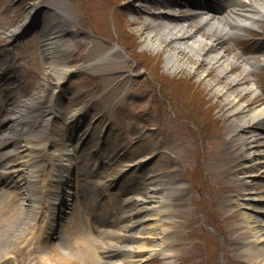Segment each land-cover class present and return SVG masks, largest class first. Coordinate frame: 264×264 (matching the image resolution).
I'll list each match as a JSON object with an SVG mask.
<instances>
[{
	"label": "bare ground",
	"instance_id": "6f19581e",
	"mask_svg": "<svg viewBox=\"0 0 264 264\" xmlns=\"http://www.w3.org/2000/svg\"><path fill=\"white\" fill-rule=\"evenodd\" d=\"M218 1H221V4ZM116 2V0L110 1L109 5L116 4ZM168 2L170 1L167 0ZM172 2L176 4L177 0H172ZM85 3L88 14L91 12V8L88 7L87 0ZM147 3L148 0L143 1V4ZM194 3L197 4L198 8L194 7V14L190 19L195 20L196 28L191 22L188 23V19H185L181 23L175 24L173 28L164 24L161 31L154 32L151 29V31L145 32L141 39L145 48L156 51L163 50L164 42L173 44V48L169 50L165 58L167 68H170L173 73L180 72L185 67L193 69L188 55L190 53L191 55L200 54L198 56H201L199 57L202 58L201 61L208 63L207 69L200 74L201 81H204L206 74L210 75L213 71L214 75H212L209 85L212 89H215L214 93L218 96L217 100L221 97L224 98L220 101H222L223 108L227 110L228 119L233 118L231 125L221 123L218 130L226 131L227 134L237 133L227 139L226 135L220 137L215 128L208 125V129L204 132L206 152L202 156L199 155V145L195 138L190 132H186L185 124L180 119L187 114H177L176 118L170 119L169 124L164 127L167 135L175 138L172 144L174 155L159 150L158 160L152 167L153 171L161 172L159 173L162 174L160 178L158 180L150 178L154 177L152 173L145 175L147 177L136 176L130 178L131 181L129 182L131 184L134 180L139 182L143 180L142 191L138 190L137 193L132 192L129 195L127 194L128 190L124 194L120 192L113 194L114 198L117 197L113 202L114 205H118L115 210L109 209L103 203L105 214L100 212V218L93 220L92 216L96 212L93 207H86L82 210L83 207L81 206L84 199H81V197L85 196V193L81 194L80 192H83L86 188L82 191L79 190L84 185H81L76 177L81 171L78 168L76 169L77 163L75 164L73 161L74 155L83 146H77V143L85 142L84 139H86L89 129L80 132V135H74L79 129L82 117L78 113H73L71 115L72 126L69 128L68 135L59 132L54 138L56 144L52 159L53 173L51 175V182L54 183V187L51 193L52 197L50 195L51 199L47 203L48 219L45 227L40 232V238L43 235L46 240L40 241L39 246L36 247L37 254L35 257L37 262H32V264H142L149 258L154 263L161 261L159 257L162 255V259L169 260L168 264H193L195 254L199 252L197 257L204 255L201 254V251L207 248L212 241L203 233L202 241L195 240L199 238H192L191 241V236L195 231L188 227L186 221L191 222L192 219L200 217L204 199L196 197L192 193L190 194L189 189L184 185L179 188L176 187L183 184L185 180L179 173L180 169L171 168L176 162H183L185 175L190 180L191 187L199 192V196L207 191L214 197L207 218L215 217L223 225L239 218L242 219L243 227L236 224V226H230V229H223L227 245H230L232 241L242 244L241 249H236V255L228 253L227 256L234 259L237 257L244 264H264V222L259 214L261 212L253 206L256 200L249 195L246 204L244 206L239 205L241 207L239 212L235 210L225 215L218 207L222 199H224L225 204L228 196L238 194L235 193L238 188L241 189L240 186L245 187V184H248V181L233 184L227 179L229 174H238V170L231 171L228 164L229 158L234 155L232 151L235 150L236 152L240 148L243 149L244 156L242 157L243 160L245 159V167H264V103L257 105L260 100L257 98L256 84L252 83L247 86L252 81L247 75L258 70L262 63L264 65V58L261 62H257L249 53L231 55L230 52H233V50L228 47L230 42L236 44L239 41L238 38L243 36V32L248 28H257L261 25V22L264 21V0H197ZM89 5H92V2L89 1ZM94 7L100 9V6ZM39 9L40 7L36 3L31 4L27 17L22 18L20 23L12 28L8 34L11 38L22 34V31H26L34 25H37V27L43 25L42 28L39 27L42 32L40 43H42V51L46 54L45 57L49 66L46 85L51 86L50 94L41 91L31 98L18 100L15 97L16 92L24 86L25 80L22 81L23 77L18 74L13 75L10 79L2 77L6 74L4 72L9 70L13 72L15 67L8 64V59L3 55L4 52H0V70H3L0 74V81L5 80L4 85L9 84L11 86L3 88V99L6 102L3 103L2 108L7 113H12L10 118L6 116L5 119L8 124L10 123L7 132L5 131L3 137L0 136V183L5 179V185L12 187V190H7L5 195L9 197L11 203H17L14 207L18 208L16 213L5 216L3 222H1L2 218L0 217V229L8 228L10 224L14 223L19 228L11 238L5 233L0 236V244L5 245V248L0 246V264L9 261L8 258L11 255L15 257V253L18 252L16 246H14L15 243L19 245L32 239L31 236L35 231L33 226L40 217L41 208L43 209L39 202L43 200L42 193L49 185L47 175L43 180L44 182H41L38 175L40 172L45 171L48 165L45 158L48 156L47 147L53 143L50 132L58 119L63 117V113L55 105L58 98L57 91L60 90L62 81L72 72L67 62L62 66L58 64V58L61 57L62 53H64L63 57L68 54L66 51L68 49H64L66 39L63 38L67 33L64 35L65 31L58 28L60 24L50 20L53 17L54 20L58 18L56 13L50 12L46 23L39 24L36 18L31 20L30 16L39 12ZM142 10L140 8V11ZM53 12L55 11L53 10ZM98 19L97 21L102 20L103 24L107 22L105 14H100ZM154 19V16L148 18L146 23L151 24ZM124 25L125 23L122 21L119 24V26ZM203 27L206 28L205 35L197 32ZM217 33L218 35H215ZM62 40L65 44L61 43ZM250 41L252 40L247 41V43ZM164 46L166 47V45ZM258 53H264V46L260 47ZM239 69L242 72L237 76H233L232 74L238 72ZM247 96L252 97V100L245 104ZM112 98H115V96ZM39 101H47L44 117L43 115L41 117L32 116L33 119L30 118L31 121H28L30 124L26 126L28 113H31L29 108L35 106ZM9 102H15L12 108H9ZM160 116L161 119H166L168 115L163 111L160 112ZM239 117H241V120H236ZM12 121L13 124H11ZM146 127L145 124L144 129ZM96 128L99 129L96 131L98 136L103 128L100 125ZM34 131L39 134L40 139L38 135H34L33 138L28 136ZM160 143H162L161 140ZM102 144L105 145V143ZM97 150H99V147H92L86 155L92 159L96 156ZM144 150L146 153L139 155V158L134 161L135 165H132L135 166L134 168H139L150 161L152 154L158 149L147 150V148H144ZM120 152L121 150H116V147H113L112 156L108 162L117 161V157L122 159ZM220 156L221 161L219 163H221V166L217 162ZM200 161L204 165L201 169L198 164ZM108 162L104 164L110 166ZM197 164L199 166L198 170ZM91 166L94 167L91 178L110 182L111 190L119 181V178L125 176L132 168V166L125 163L115 174L100 177L95 172L96 162ZM203 168V172L206 171L204 177L201 176ZM170 174L172 175L170 176ZM167 175L171 178L166 179ZM88 182L93 181L88 180ZM96 182L102 184L101 181ZM169 182L174 185L173 190L167 186ZM108 189L109 186L107 185L106 191ZM89 190L93 192L92 186ZM180 191L189 193L187 200L184 201L190 209L185 219L181 215L183 203L178 204L176 198ZM228 191L231 192L230 195H227ZM99 195L104 194L100 191ZM228 204H231V202ZM2 207L1 210L4 211L7 206ZM70 210L77 214L72 215L68 226H62V222ZM81 211L83 214L89 212L88 220H80V216H83ZM174 211L180 214L182 220H173ZM9 216L15 219L9 218ZM171 223L174 224L172 228ZM81 225L84 226V230ZM215 226L218 227L219 225L215 224ZM184 231H187V233L183 236ZM4 237H8L9 240H5ZM67 237L75 239L72 247L78 249L75 250L76 252L74 251L76 254H86L89 248L88 244L92 243L95 258L88 259L86 257L84 260H79L75 258L76 255L73 256L70 254L71 252L68 253ZM184 238L190 239L186 242ZM55 241H58V243H54ZM196 243H198L199 251L195 247ZM175 247H184L186 250ZM194 249L197 252L193 254L191 250ZM231 252L233 251L231 250ZM99 256L105 258L106 261L102 262Z\"/></svg>",
	"mask_w": 264,
	"mask_h": 264
},
{
	"label": "rangeland",
	"instance_id": "374dc122",
	"mask_svg": "<svg viewBox=\"0 0 264 264\" xmlns=\"http://www.w3.org/2000/svg\"><path fill=\"white\" fill-rule=\"evenodd\" d=\"M89 1L90 3L92 2V5H89ZM110 1L115 0H87V5L91 8V12L87 14L85 9L86 0H78V2L77 0H0V52H4L10 65L16 66V72L21 74L25 80L24 87L16 92L15 97L18 100L31 98L33 95L37 94V92L41 91H45L46 94L49 95L51 86L46 85L49 66L47 64V58L45 57L46 54L42 51V43H40L42 38L40 32L37 31V28H32V34H22L11 38L8 32L16 27L22 18L27 17L31 4L36 3V5L40 7L38 22L46 23V19L50 16L51 9H56L55 13L58 15V18L54 20L53 17V19L50 20L60 24L58 28L65 31L64 35L67 33L64 38L66 39V44L63 40L61 43L65 44V50L68 48V50H66L68 54L63 57L64 53H62L61 57L58 58V64L62 66L67 62L69 68L72 69V72L62 83V91H64L66 96L65 117L68 111L75 112L82 110V112H84L82 118L83 127L86 129H90L93 126V131H96V127L103 124L102 127L104 126L107 128L104 138L107 140L112 138L110 140L112 143H118L121 144V146L123 145L122 147H126L124 158L127 163H133L132 159H135V156L137 159L139 155L146 153L144 148H147V150L158 149L152 154V159L150 161L139 168H132L121 178V182L117 183L112 190L114 194L117 192L124 194L126 190H128L127 194L129 195L132 192L137 193L138 190L142 191L141 189L143 188V180L140 182L134 180L131 184V182H129L131 181L130 178L136 176L147 177L145 175L151 173L154 174V177L150 178L156 180L160 178L162 174L159 173L161 172L152 170V167L158 160L159 150L174 155L172 144L175 138L173 136H168L164 127L169 124L170 119L173 120V118H176L177 114H187L180 119L185 124L186 132H190L195 138L199 145V155L202 156H204L206 152V140L203 132L208 129V125H212L216 132L219 133L220 137L226 135L225 137L227 139L234 136L237 132L227 134L228 132L226 131L218 130L221 123L231 125L233 118L230 120L228 119L227 110L223 108L222 101H220L224 98L221 97L217 100L218 96L214 93L215 89H212L211 85H209L211 83V77L214 75L213 71H211L210 75L206 74L204 76V81H201L200 74L203 70L207 69L208 63L201 61L202 58H199L201 56H198L200 54L191 55L190 53L188 55L193 69L185 67V70L183 69L180 72L173 73L170 68H167L165 59L169 50L173 48V44L165 43L166 47L163 51H156L144 47V42L141 39L144 33L151 31V29L157 31L159 27H161V24L159 21L160 19L156 17L155 23H151L150 26H147L145 23L146 17L142 11H155L158 9V5L156 4L154 5L155 7L152 8L150 6L149 8L146 7L140 11V7L138 6L141 0H116L119 1L118 3L116 2V5H109ZM77 3H79V5H77ZM94 6H100V9ZM100 14H105L106 16L107 22H104V24L102 20L99 22L97 21L99 20ZM121 21L125 23L124 26H119ZM191 22L196 28L197 25L195 20H191ZM64 24H68L69 27L64 28ZM197 32H200L201 35H205L206 28L203 27ZM243 34L242 37H239V41L236 44L235 42L228 43V47L233 50V52L230 53L245 54L251 51V55L255 56L254 60L261 62L264 58V53H256V49L260 47V45H264V21H262L261 25L257 28H249L244 31ZM255 37H260L259 39L263 41L261 42L258 39H254ZM249 40H252L250 44H246ZM114 48H117L118 51L113 50L114 52H112L111 50ZM218 71L215 72L217 73ZM237 71V73H239L242 70L240 69V71ZM13 74H15V72L9 75ZM250 77H252V79L254 77L253 80L258 87L257 91L259 93L257 98L260 100L258 105L263 104V63L258 70L252 72ZM254 81L251 82L254 83ZM4 83L5 81H2L1 85ZM116 94L118 95L111 99V97ZM38 95H40V93H38ZM60 98L61 95L58 97L57 106H61L59 103ZM245 99V104H247L252 100V97L247 96ZM14 103L15 102L10 103L9 108H12ZM1 105L2 102H0V131L4 132V129L7 130L10 123L8 124L6 122L4 114L7 112L4 109L1 110ZM46 106L47 101H39L35 106L29 108L31 113H28L26 126L30 124L28 121L33 119L31 118L32 116L41 117L43 115L44 117ZM163 111L168 115L166 119H161V116L159 117L160 112ZM11 115V112L7 113V118H10ZM237 119L241 120V117L236 118V120ZM62 121H58L52 129H54V131L55 129L59 131L61 128L59 122ZM13 123L12 121L11 124ZM145 124L147 127L144 129ZM113 132H116L118 137L113 136ZM34 135H38L39 137L36 131L28 136L33 138ZM113 137L118 138V140ZM160 140L162 143H160ZM98 142L99 141H97V143ZM48 153L49 157L47 161L49 162L51 155L50 152ZM232 153L234 155H231L228 164L231 171L238 170V174H229V176H227L228 181L233 184L248 181V184H245V187L240 186L241 189L238 188L235 192L238 194L228 196L225 204L223 201L224 199H222L218 207L223 215L235 210L239 212L241 208L239 205L244 206L246 204V199L250 195L256 200L253 206L256 210L261 212L259 214L264 222V167H245V159L243 160L242 157L244 156L242 148L238 149L236 152L234 150ZM221 156L217 161L218 165L221 164L219 163L221 161ZM182 163L176 162L173 164L174 166H171L172 169H180L179 173L185 178L184 183L176 187L179 188L184 185L189 189L190 194L192 193L196 197L204 199L203 210L200 213V217L192 219L191 222L186 221L188 227H191V229L195 231V233H193L194 237L191 236V241L192 238H199L195 240L202 241V233L207 235L212 241L207 248L201 251V254L204 255L200 257H197L199 254V252H197L199 251L198 243L195 244L197 251L194 249L191 250V252H193V254L197 252L195 254L197 258L194 257L192 263L244 264L239 261L237 257L234 259L231 258V256H227L228 253L236 255V249H241L242 244L232 241L230 245H227V240H225L223 234V229H230L232 225L236 226V224H238L243 227L242 219L239 218L229 224L225 223L223 225V223L215 217L207 218L214 197L207 191L202 193V196H199V192H196L191 187V182L185 175ZM198 164L200 169L204 167L201 161L200 163L198 162ZM198 164L197 170L199 169ZM121 165L122 163L120 161L117 162L114 167L108 169V174L114 172L116 167H120ZM148 167L150 168V172ZM99 170L103 173L101 175L104 177L106 174L105 168L103 167ZM203 170L204 168L201 171L202 177L206 174V171L203 172ZM82 175L83 177H88L89 174L87 175L84 172ZM171 175L172 174H170V176ZM170 176L167 175L165 178L169 179L171 178ZM167 186L172 190L174 189V185L170 182L167 183ZM123 187H126L124 192L122 191ZM189 193L180 191L176 196L178 204L181 205V203H183V211L181 212L183 219L187 217L190 210L189 205L184 202L187 200ZM230 193L231 192L228 191L227 195H230ZM45 199L47 200V194L44 200ZM107 202L109 201L107 200ZM230 202L231 204H228ZM44 203L45 202H43L42 205ZM4 205L7 207L2 211L1 208H3L2 206ZM117 206L118 205H113L114 208ZM12 209L14 210L11 211ZM17 209L18 208L14 207V204L9 201L8 196L4 194L0 195L1 222L4 221L5 216L16 213ZM47 210H41L42 212L39 215L40 218L36 221L35 226H33L35 227V231L33 236H31V241L27 243L23 242L19 245L15 243L14 246H16L15 248H17L18 251L15 253V257L11 255L10 258H8L9 261L5 260L6 262L2 264H32V262H37L35 257L37 254L36 247L39 246L41 241L40 232L45 227L47 221ZM174 212L173 220H182L180 214L176 211ZM71 213L72 211L67 213L62 224L68 226L72 217ZM75 214L76 213H74V215ZM9 218L15 219L10 216ZM10 222L12 223L11 220ZM215 224L217 226L219 225L218 227L220 228L216 227ZM173 226L174 224L171 223V228ZM18 229L16 223L10 224L8 228L0 229V236L5 233L11 238L17 233ZM186 233L187 231H184L183 236L186 235ZM8 237H4V239L9 240ZM184 239L187 242L190 238H187L188 240L186 238ZM66 242L68 247L67 252H71L70 254L73 256L76 255L75 258L79 260H84L86 257L88 259L95 258V253L93 252L94 246L92 243L88 244L89 248L86 254H76L75 250L78 249L72 247L75 243V239L68 238ZM0 246L5 248L4 244H0ZM175 248L181 250L184 247ZM184 250H186V248H184ZM231 250L233 252H231ZM99 257L102 262L106 261L105 258ZM159 258L161 261H157L156 263L149 258L142 264L169 263V260L162 259L163 255Z\"/></svg>",
	"mask_w": 264,
	"mask_h": 264
}]
</instances>
